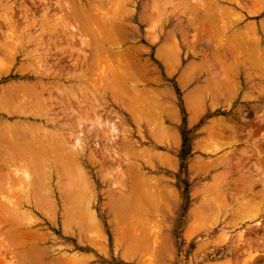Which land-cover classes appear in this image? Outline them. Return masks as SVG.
<instances>
[{
    "label": "rangeland",
    "instance_id": "obj_1",
    "mask_svg": "<svg viewBox=\"0 0 264 264\" xmlns=\"http://www.w3.org/2000/svg\"><path fill=\"white\" fill-rule=\"evenodd\" d=\"M121 1L0 0V99L12 88L27 84L35 85L32 92L42 91V100L46 99L44 107L43 101H38H42L44 111L41 107L39 110L44 113L34 112L40 117L34 113L11 114L0 104V128L10 127V133L13 124L22 123V127H38L32 129L34 132L42 127L57 134L66 146L55 153L65 156L69 151V156L78 160L91 189L87 195L92 202L88 212H93L98 221V228L88 226L87 219L86 224L81 219L82 211L70 213L71 208L63 207L68 200H63V173L56 166L48 164L47 175L52 178L46 176L47 186L35 187L39 200L34 194L29 198L21 194L23 180L15 170L22 168L9 169L2 164L4 157L9 159L1 151L0 264H264V0ZM83 14L90 20L100 15L102 21L108 16L115 21H103L100 27L97 18L99 21H94L98 27L93 22L89 29L86 23L84 28L82 22L70 20L72 16L84 18ZM109 23L106 29L103 25ZM103 27L106 30H101ZM85 41L90 47L81 45ZM97 52L101 54V64L95 58ZM114 58L117 62H113ZM84 59L91 62V67L100 64L89 81L82 77L85 71L81 72V67L76 69L75 60L81 66ZM119 61L125 66L129 63L127 75H132L126 78L131 82L121 81L127 87L119 85L122 94L130 92L122 97L130 102V95L137 96L136 89L151 90L153 94L160 91L156 96L149 94L154 99L146 93L135 99L142 101L146 97L165 107L158 103L162 107L156 105L162 110L159 113L152 103L154 107L146 110L141 132L133 122L134 112L126 111L112 98L115 89L109 86L112 91H104L109 81L106 62L118 66ZM54 75L56 78H52ZM199 89L200 103L191 107L189 102ZM140 111L138 115L144 114ZM159 119L172 134L167 141L153 140L149 134L151 125L154 129L151 121L160 124ZM1 130L0 134L5 135L0 138L3 144L8 142V130ZM126 144L131 148L124 150ZM138 183L148 185L150 204L139 186L133 189ZM81 185L84 187V183ZM140 188L143 189L141 185ZM109 192L114 203L105 201ZM121 198L130 200L127 209ZM136 203L142 210L134 206ZM208 203H216L217 209L203 210L201 205ZM68 213L75 214V219L67 220ZM77 222L80 225L76 226ZM118 237L123 238L117 242L129 249L141 241L143 246L148 244L146 252H117L114 246Z\"/></svg>",
    "mask_w": 264,
    "mask_h": 264
},
{
    "label": "bare ground",
    "instance_id": "obj_2",
    "mask_svg": "<svg viewBox=\"0 0 264 264\" xmlns=\"http://www.w3.org/2000/svg\"><path fill=\"white\" fill-rule=\"evenodd\" d=\"M113 1V0H112ZM122 1H124V0H122ZM121 1V2H122ZM59 2V1H58ZM73 2V1H72ZM117 2H119V1H117ZM125 2V1H124ZM123 2V3H124ZM74 3V2H73ZM72 3V4H73ZM101 3V2H100ZM153 3H156L155 1L153 2ZM59 4H60V2H59ZM114 4V3H113ZM166 4H168L167 3V1H166ZM66 5V4H65ZM178 5V4H177ZM72 6V5H71ZM117 6H119V5H117ZM152 6H153V4H152ZM180 6V5H179ZM57 7H58V4H57ZM60 7V6H59ZM58 7V8H59ZM67 7V6H66ZM76 7V6H75ZM80 7V6H79ZM93 7V6H92ZM95 7V6H94ZM93 7V9H95ZM120 7V6H119ZM154 7V6H153ZM178 7V6H177ZM65 8V7H64ZM68 8V7H67ZM100 8V7H99ZM155 8V7H154ZM92 9V8H91ZM92 9V10H93ZM9 10V9H8ZM72 11V13H73V9H71V7H70V9H69V11ZM120 10H122V8L120 9ZM60 11H62V10H60ZM69 11H67V12H69ZM74 11L75 12H79V11H77V10H75L74 9ZM82 11V10H81ZM183 11V10H182ZM7 12V11H6ZM11 12V11H10ZM85 12V11H84ZM119 12V11H118ZM82 13H83V11H82ZM81 13V14H82ZM117 13V12H116ZM174 13V12H173ZM69 14H70V12H69ZM92 14V13H91ZM93 14H94V11H93ZM92 14V15H93ZM96 14V13H95ZM94 14V16H96ZM101 14V13H100ZM53 15H55V14H53ZM68 15V14H67ZM82 16H84V14L82 15ZM100 16V15H99ZM96 17V18H94V19H96L97 20V18L99 19L100 17ZM116 16H117V14H116ZM107 17V16H106ZM112 17V16H111ZM119 17V16H118ZM121 17V16H120ZM123 17V16H122ZM151 17V16H150ZM62 18V17H61ZM67 18H69L68 16H67ZM88 18V19H87ZM86 18V15L84 16V18H80V17H78V16H72L71 17V19L70 20H72V21H74L75 22V24L76 23H78V22H82V26H84V28H86L87 26L88 27H90V24H92L93 25V22H94V26L98 23V22H96V21H94V19H92V20H90L89 19V15H88V17ZM108 19H106V20H103V21H106V23H107V20H111L110 18H109V16L107 17ZM114 17H112V19H113ZM153 18V17H152ZM26 19H27V17H26ZM56 19V18H55ZM58 19H60V17L58 18ZM65 19V18H64ZM151 19V18H150ZM62 20V19H61ZM87 20H88V23H87ZM100 20V21H99ZM99 20H97V21H99V23L98 24H100L99 26L101 27L102 25H101V22H103L101 19H99ZM60 21V20H59ZM64 22V24L66 25L67 23L65 22L66 20H63ZM111 21H115V20H111ZM110 21V22H111ZM120 21L122 22V18L120 19ZM28 22V21H27ZM92 22V23H91ZM57 23V22H56ZM69 23V22H68ZM79 23V24H80ZM83 23L85 24L86 23V27H85V25H83ZM90 23V24H89ZM96 23V24H95ZM55 24V23H54ZM54 24H52V25H54ZM58 24V23H57ZM57 24L55 25V27L54 26H52V28L54 27L55 29H56V26H57ZM103 24H105L104 22H103ZM69 25V24H68ZM110 23L108 24V26H107V24L106 25H103V26H105L106 27V29H107V27L109 28L110 26ZM113 25H115V23L113 24ZM127 25V24H126ZM50 26V25H49ZM70 26H72L71 24H70ZM70 26H68V29H70L69 27ZM78 27L77 28H79V25H77ZM93 26V27H94ZM97 26V25H96ZM116 26V25H115ZM114 26V27H115ZM51 27V26H50ZM50 27H48V29L50 28ZM64 28H65V26H63ZM98 27V26H97ZM97 27H94V28H97ZM105 27H103V29H101V30H106V29H104ZM111 27H113V26H111ZM114 27L112 28V29H114ZM72 28V27H71ZM116 28V27H115ZM89 29H91V27L89 28ZM63 30V29H62ZM65 30V29H64ZM65 31H67V29L65 30ZM64 31V32H65ZM88 31V30H87ZM115 31H116V29H115ZM118 31H120V30H118ZM197 31V30H196ZM58 32V31H57ZM90 32V31H89ZM87 33V34H90V33ZM13 33V32H12ZM53 33V32H52ZM112 33H113V30H112ZM245 33V32H244ZM82 34V33H81ZM119 34V33H118ZM54 35V34H53ZM70 35V34H69ZM74 35V34H73ZM86 35V34H85ZM238 35V34H237ZM76 36V35H75ZM91 36H93V34H91ZM97 36V35H96ZM244 36V35H243ZM16 37V36H15ZM66 37V36H65ZM94 37V36H93ZM194 37H196V36H194ZM200 37V36H199ZM239 37V36H238ZM237 37V38H238ZM247 37V36H246ZM17 38V37H16ZM73 38V37H72ZM76 38H77V36H76ZM119 38V37H118ZM244 38V37H243ZM24 39V38H23ZM100 39V38H99ZM102 39V38H101ZM100 39V40H101ZM9 40V39H8ZM35 40V39H34ZM74 40V39H73ZM97 40V39H96ZM103 40V39H102ZM102 40H101V42H102ZM114 41L116 40V39H113ZM176 40V39H175ZM240 40V39H239ZM247 40V39H246ZM258 40V39H257ZM22 41V40H21ZM93 41H95V39L93 40ZM104 41L106 42V40L104 39ZM107 41H109L108 39H107ZM114 41H113V43H114ZM244 41V40H243ZM86 42V41H85ZM85 42H83V44H81L82 46L84 45L86 48H87V46H89L90 47V44L88 43L89 41H87L86 43ZM73 43V42H72ZM103 43V42H102ZM110 43V42H109ZM108 43V44H109ZM119 43V42H118ZM87 46H86V45ZM95 44V43H94ZM97 44V43H96ZM95 44V45H96ZM176 45H177V42L175 43ZM95 45H93V47L95 48ZM101 45V44H100ZM254 45V44H253ZM257 45V44H256ZM97 46V45H96ZM258 46V45H257ZM39 47V46H38ZM68 48H71V47H69V46H67ZM84 47V48H85ZM88 47V48H89ZM81 48H83V47H81ZM80 48V49H81ZM97 48V47H96ZM55 49V48H54ZM161 49V48H160ZM166 48H164V50H165ZM228 49V48H227ZM73 50V49H72ZM167 50H169V52H171L170 51V49H169V47H167ZM232 50V49H231ZM230 50V51H231ZM14 51H15V49H14ZM61 51V50H60ZM68 51V50H67ZM74 51H75V49H74ZM96 51V50H95ZM100 51V50H99ZM101 51H103V50H101ZM238 51V50H237ZM252 51V50H251ZM13 52V51H12ZM12 52L10 53L11 55H12ZM80 52H81V50H80ZM163 52V51H162ZM165 52V51H164ZM163 52V53H164ZM233 52V51H232ZM240 52V51H239ZM248 52H250V51H248ZM60 53V52H59ZM62 53V52H61ZM70 53H72V52H70ZM84 54H81V55H85V52H83ZM103 53H104V51H103ZM166 53H168V51L166 52ZM252 53H254V52H252ZM257 53V52H256ZM7 54V53H6ZM10 54H8V55H10ZM37 54V53H36ZM63 54V53H62ZM76 54H78V56H79V51L77 52V50H76ZM100 53H96V54H94L95 56L96 55H98V57L96 56L95 58L99 61V63L101 62L100 61V58H101V54L99 55ZM104 54H106V53H104ZM103 54V55H104ZM120 54V53H119ZM235 54V53H234ZM8 55H7V57H8ZM33 55V54H32ZM116 55H118V54H116ZM170 55H172L171 53L169 54V56ZM99 56H100V58H99ZM106 56V55H105ZM123 56V55H122ZM160 56H161V54H160ZM173 56V55H172ZM171 56V57H172ZM1 57V56H0ZM10 57V56H9ZM14 56H12V58H13ZM87 57V56H86ZM119 57H120V55H119ZM126 57V56H125ZM124 57V58H125ZM128 57V56H127ZM126 57V59H128ZM133 57V56H132ZM162 57V56H161ZM174 57V56H173ZM235 57V56H234ZM72 58V57H71ZM84 58H85V56H84ZM94 58V57H93ZM134 58V57H133ZM175 58V57H174ZM236 58V57H235ZM0 59H2V58H0ZM79 59H80V56L78 57V61H79ZM95 59V60H96ZM116 59H117V57H116ZM115 58H114V60H113V62L116 60ZM170 59V58H169ZM176 59V58H175ZM175 59H173V60H175ZM84 60H86V59H84ZM83 60V64L81 65V66H79L78 65V61L77 60H75V62H76V69H80V67H81V72H83V71H85V74H84V76L82 75V77L84 78V80L85 81H89L90 80V78L92 77L91 75H92V73L95 71V67H97V66H99L100 64H98V62H97V64L98 65H96L95 66V64L91 67V62L90 63H88L87 62V60L86 61H84ZM106 60V59H105ZM125 60V59H124ZM131 60V59H130ZM161 60V59H160ZM172 60V61H173ZM176 60H178V59H176ZM176 60H175V62H176ZM219 60H221V59H219ZM69 61V60H68ZM74 62V63H75ZM104 62V61H103ZM102 62V63H103ZM116 62H117V60H116ZM121 61H119V63L117 64L118 66H115V65H112L110 62H106L107 63V65H109V67H107V65H106V69H107V73L105 74L106 75V77L109 79V81H107L108 83H104L106 86L104 87V89L106 88V90H104L105 92L107 91L108 92V87L110 86V88L111 89H118V88H120V89H118V90H114V92H111L110 94H111V96H112V98H114L117 102H118V105L120 104V106L121 107H123V109H125L126 111H128V112H130V113H132L133 114V112H134V114H133V122H135V125H136V128H137V131H140L141 132V130L143 131V128H142V126L144 125V118L147 116V113L146 112H148V111H146V110H148V108L150 107V106H153L154 107V105H155V107L154 108H156V110L159 112L160 110H158L157 109V106H158V108H160L159 106L162 104H160V102H158V103H156L155 104V102H153L152 101V99H154L153 97H151L152 95H155V94H153L152 93V91L150 90V92L149 91H140V89H138V91H137V89H136V94H137V96L139 97L142 93H146L145 95L147 96H150L149 98H152V99H147L146 97H144L143 98V100L141 101V100H139V99H135V97L137 98V96L136 95H134V94H132V95H130V97H127V98H130L131 99V101L130 102H128L129 100H127L126 99V97L124 98V97H122L124 94H126V93H128V90H127V92L126 93H124V94H122L123 92H121V85H124L123 87H127V85H125V84H123L121 81L123 80V79H128V78H132L131 76H129V74L127 75V71H128V65H129V63L128 64H126V66H125V63L123 64L122 62L120 63ZM174 62V61H173ZM1 63H2V60H1ZM73 63V64H74ZM96 63V62H95ZM105 63V64H106ZM110 63V64H109ZM178 63H179V61H178ZM176 64H177V62H176ZM225 65V64H224ZM121 66H123L122 68H121ZM143 66V65H142ZM141 66V67H142ZM260 66V65H259ZM74 67V66H73ZM104 67V66H103ZM102 67V74H103V70H104V68ZM135 67V66H134ZM191 67V66H190ZM130 68V67H129ZM145 68V67H144ZM233 68V67H232ZM101 69V68H100ZM142 69H143V67H142ZM195 69V68H194ZM129 71H130V69H129ZM222 72V71H221ZM231 72V71H230ZM97 73V72H96ZM95 73V74H96ZM51 74V73H50ZM74 74V73H73ZM72 74V75H73ZM98 74V73H97ZM187 74V73H186ZM224 74V73H223ZM227 75V74H226ZM48 76H50V75H48ZM55 76V75H54ZM74 76V75H73ZM76 76V75H75ZM79 76V75H78ZM81 76V75H80ZM104 77V76H103ZM105 77V78H106ZM134 77V76H133ZM183 77V76H182ZM52 78H56V76L55 77H52ZM99 78V77H98ZM105 78H103V80L105 79ZM106 78V79H107ZM186 78V77H185ZM223 78V77H222ZM225 78V77H224ZM223 78V79H224ZM105 79V80H106ZM127 79H126V81H127ZM129 79V81H127V82H131V80ZM135 79V78H134ZM134 79H132V80H134ZM190 79V78H189ZM221 79V78H220ZM230 79V78H229ZM96 80V79H95ZM104 80V81H105ZM69 81V80H68ZM98 81H99V79H98ZM100 81H102V79L100 80ZM186 81H188V75H187V79H186ZM224 81V80H223ZM231 81V80H230ZM229 81V82H230ZM83 82V81H82ZM92 82H93V80H92ZM92 82H90V85H91V83ZM210 82V81H209ZM227 82H228V79H227ZM39 83H41V82H39ZM39 83L37 84V86H39ZM103 83V82H102ZM120 83H122V84H120ZM140 83V82H139ZM208 83V82H207ZM220 83V82H219ZM224 83H226V80H225V82ZM56 84V83H55ZM85 83L83 82V85H84ZM87 84V83H86ZM96 84V83H95ZM104 84H103V86H104ZM131 84V83H130ZM135 84V83H134ZM137 84V83H136ZM209 84V83H208ZM207 84V85H208ZM222 84V83H221ZM82 85V86H83ZM89 85V86H90ZM92 85H94V84H92ZM108 85V86H107ZM119 85L121 86V87H119ZM132 85V84H131ZM226 85H228V83L226 84ZM230 85V84H229ZM44 85H40V87L42 88ZM81 86V85H80ZM86 86V85H85ZM98 86V85H97ZM96 86V87H97ZM211 86V84L209 85V87ZM220 86V85H219ZM236 86V85H235ZM34 88V87H36L35 85L34 86H32L31 85V87H30V85L28 86V84L25 86H19V87H17L16 86V88H12L11 90H10V93L8 92H3V93H5V94H7V95H5L4 97H2V95H1V99H0V104L1 105H3L2 106V108L3 107H5L7 110H8V112H11V114H13V113H15V114H17V115H29V114H32V113H34V112H36V113H39L40 112V110L42 111H44V109L41 107L42 105H43V107H44V104H46V99H44V100H42V95H43V92L42 91H39V90H37L36 91V89H34V91H35V93L34 92H32L33 91V89H31V88ZM70 87V86H69ZM77 87H79V86H77ZM87 87V86H86ZM86 87H83V88H86ZM90 87H92V86H90ZM94 87V86H93ZM209 87H203V88H206V89H209ZM223 87H224V89H225V87L226 86H224L223 85ZM40 88V89H41ZM88 88V87H87ZM95 88V87H94ZM128 88H130V87H128ZM134 88V87H133ZM202 88V89H203ZM211 88V87H210ZM231 88H232V86H231ZM9 89V88H8ZM45 89H47V87L45 88ZM45 89H43V90H45ZM70 89V88H69ZM78 89H80V88H78ZM132 88H130V90H131ZM220 89L222 90V87L220 86ZM74 90V89H73ZM82 90V89H81ZM86 90V89H85ZM89 91H90V89H88ZM110 90V89H109ZM212 90V89H211ZM262 90V89H261ZM6 91V90H5ZM19 91H20V93H19ZM68 91V90H67ZM88 91V92H89ZM110 91H112V90H110ZM196 91V90H195ZM80 92V91H79ZM149 92V93H148ZM199 92H200V89H199V91L198 92H195V93H193L194 94V98L193 99H191V101L189 102V105L192 107V105L193 106H195L197 103H198V94H199ZM205 92H207V91H205ZM31 93V94H30ZM52 93V92H51ZM83 93V92H82ZM86 93V92H85ZM130 93V92H129ZM128 93V94H129ZM138 93H139V95H138ZM150 93H152V94H150ZM158 93H160V91L158 92ZM158 93L156 94V95H158ZM204 93V92H203ZM41 94V95H40ZM81 94V93H80ZM150 94V95H149ZM208 94V93H207ZM209 94H210V92H209ZM222 94H224V93H222ZM256 94V93H255ZM9 95V96H8ZM31 95H33V96H31ZM83 95H85V94H83ZM83 95H81V96H83ZM101 95V94H100ZM134 95V96H133ZM155 95V96H156ZM99 96V95H98ZM147 96V97H148ZM86 97V96H85ZM88 98V97H87ZM133 98L135 99V100H133ZM200 98V97H199ZM51 99V98H50ZM123 99H126L127 101H125V100H123ZM147 99V100H146ZM158 99V97H156V99H155V101ZM40 100H42L43 101V103H39L38 101H40ZM96 100V99H95ZM132 100H133V102L134 103H131L132 102ZM146 100V101H145ZM149 100H151V101H149ZM85 101V100H84ZM114 101V100H113ZM148 101V102H147ZM88 102H89V100H88ZM90 102H91V100H90ZM89 102V103H90ZM98 102V101H97ZM154 105H153V104ZM199 103H200V101H199ZM61 104H63V103H61ZM157 105V106H156ZM162 106V105H161ZM164 106V105H163ZM162 106V107H163ZM42 108V109H40L39 110V108ZM53 107V106H52ZM60 107V106H59ZM84 107H85V105H84ZM162 107L160 108V109H162ZM48 108V107H47ZM47 108H46V110H47ZM163 108H165V107H163ZM201 108V107H200ZM85 109H86V107H85ZM0 110H2V109H0ZM138 110H141L140 112H142V111H144V114L143 113H141V115L143 114V115H145V116H141V115H138L137 114V112H138ZM244 110V109H243ZM3 111V110H2ZM6 111V110H5ZM4 111V112H5ZM48 111H50V109L48 110ZM157 111H156V113H157ZM164 111V110H163ZM7 112V111H6ZM154 112V111H153ZM160 112H162V110L160 111ZM159 112V113H160ZM165 112H167L166 110H165ZM41 113H44V112H40L39 114H41ZM164 113V112H163ZM35 114V113H34ZM39 114L37 115V114H35V115H37V117L39 116ZM45 114H46V112H45ZM150 114V113H149ZM151 114H152V112H151ZM153 114H155V113H153ZM167 114V113H166ZM247 114V113H246ZM34 116V115H33ZM96 116V115H95ZM131 116V115H130ZM153 116V115H152ZM152 116H150L149 115V118L150 117H152ZM160 116V115H159ZM246 116V115H245ZM36 117V116H35ZM36 117V118H37ZM40 117V116H39ZM97 117V116H96ZM131 117V118H132ZM240 117H243V119H245L244 118V115L243 114H240ZM161 118H162V116H161ZM53 120H54V118H52ZM56 119V118H55ZM152 119H153V117H152ZM151 119V120H152ZM156 119H157V116H156ZM171 119V118H170ZM242 119V120H243ZM160 120V124H159V122H157V124H155L156 123V121L155 120H153V121H155V123H153L152 121H151V123L150 124H154V129H153V125H151L152 127V129H153V131H152V129L150 128V130L153 132V133H151L150 132V130L148 129V131H149V134H151V137H152V135L154 136V138H153V140L155 139V140H165L166 139V141H167V139L169 138V137H171V135H169L168 134V130H167V128H166V126H163L164 125V120L163 119H159ZM157 121H158V119H157ZM146 123H148V121L146 122ZM145 123V124H146ZM22 124V123H21ZM19 125V126H17L16 124V126L17 127H15V125L13 124V127H12V129H11V132L9 133V130L8 129H10V127L9 128H7L6 126L5 127H1V128H3V130L5 131V130H8L7 131V133L5 132V134H8V136H6L7 138H8V142H4L3 144H0V146H3V147H0V152L1 151H3L4 153V155L2 154V152L0 153V154H2L3 156H6V158L7 159H9V160H5L4 158H3V162H2V160H1V163L2 164H4L7 168H9V169H12V168H22V169H20V170H15V172H16V176H18V175H20L21 177H22V179L21 180H23V182H21V185H22V187H21V194H25L28 198L30 197V195L31 194H34L33 196H38V197H36V198H38L37 200H39V195H37V190H35V187L37 188V187H39V186H42V184H43V186H44V188L47 186V184H46V186H45V181L48 179L46 176H52V175H47V173H49V171H48V164H50L51 166L53 165V166H56L60 171H62V173L63 174H65V175H61L60 177H62V184H63V186H62V188H64L65 189V193H63V200L65 201V200H68L67 201V204L68 205H64L63 207H65V208H71L70 209V213L71 212H74V211H82L83 212V214L81 213V215L83 216H81L80 218L84 221V223H85V220H86V223H87V221L89 222V224H86V225H88V226H92V227H97L98 226V221H97V219L96 218H94L95 216V214L93 215V212H92V214L91 213H89V212H91L90 210H91V205H92V202H91V200L90 199H88L87 197V195L88 194H90L91 192H90V188H89V182H88V184H87V180L85 179V177L87 178V176H85L84 175V173H83V171L82 170H80V167L81 166H79L78 167V160H77V162H76V158L75 157H70L69 155H71V154H69L67 151H65V153L64 154H66V152H67V154L64 156L63 154H56L55 152H59V151H61L62 149H63V146L65 145H63V143H62V141L60 140V139H58L57 138V134H55V133H53L52 131L50 132V131H48L47 132V130L46 129H43L42 127L41 128H39V129H36V130H38V131H36V132H34L33 130H35V127L33 128L32 126H30L31 128H29V126H25V127H22L23 125ZM24 124V123H23ZM93 124V123H92ZM96 125V124H95ZM148 125V124H147ZM147 125H146V127H147ZM264 125V124H263ZM262 127V126H261ZM1 128H0V130H1ZM7 128V129H6ZM36 128H38V127H36ZM33 129V130H32ZM147 129V128H146ZM252 130V129H251ZM2 131V130H1ZM1 133V132H0ZM2 133H3V131H2ZM263 134V133H262ZM1 135V134H0ZM169 135V136H168ZM264 135V134H263ZM262 135V136H263ZM2 136V135H1ZM0 136V138H3V137H5V135L3 134V136L1 137ZM174 136V135H173ZM59 137V136H58ZM6 138V139H7ZM6 139H4V140H6ZM161 141V142H162ZM66 146V145H65ZM124 147V146H123ZM125 149L124 150H127L130 146H128L127 144L125 145ZM219 147V146H218ZM221 147V146H220ZM65 148V147H64ZM131 148V147H130ZM129 148V149H130ZM66 150H69L68 149V147L66 148ZM146 151H149V150H147L146 149ZM137 153V152H136ZM147 153V152H146ZM145 153V154H146ZM150 153V152H149ZM155 153H156V151H155ZM6 154V155H5ZM144 154V155H145ZM0 158H1V155H0ZM49 158H52L51 160H49ZM128 158V157H127ZM163 162H165V160L163 161ZM17 168V169H18ZM257 169V168H256ZM259 169V168H258ZM14 171V170H13ZM73 172H75V173H77V174H75V175H73L74 173ZM73 173V174H72ZM261 174H263V173H261ZM81 176H83V177H81ZM263 176V175H262ZM46 177V178H45ZM49 177V178H50ZM255 177V176H254ZM52 178V177H51ZM83 181V183H84V187H81L82 185L81 184H83V183H81ZM151 181V180H150ZM249 181V180H248ZM44 182V183H43ZM47 182V181H46ZM139 182V181H138ZM140 182H142V180L140 181ZM47 183H49V182H47ZM116 183H118V182H116ZM214 183V182H213ZM218 183V182H217ZM142 184H144V183H138V185L136 186L135 185V187L133 188L132 186V188L135 190V189H137V187L139 186V190H142V191H139V192H142V193H144L143 195H145V194H147L146 196H147V198L145 199V200H147L146 202H148L149 203V201H151V195H149L150 193L149 192H147L146 193V190L147 191H149L150 189H147V186L148 185H142ZM158 184V183H157ZM35 185V186H34ZM91 185V184H90ZM118 186H120V184H117ZM126 185V184H125ZM140 185L143 187V189H144V191H143V189L142 188H140ZM152 185V184H151ZM154 185V184H153ZM152 185V186H153ZM241 185H243V184H241ZM251 185V184H250ZM34 186V187H33ZM80 186V187H79ZM145 186V187H144ZM208 186H210V185H208ZM217 186V185H216ZM246 186V185H245ZM124 187V186H123ZM122 186H120L119 187V189H122L123 188ZM130 187V188H131ZM212 187V186H211ZM114 188H116L115 186H114ZM131 188V189H132ZM210 188V187H209ZM240 188V187H239ZM132 189V190H133ZM244 189V188H243ZM41 190H42V187H41ZM123 191L125 190L124 188L122 189ZM127 190V189H126ZM132 190H130V192H133ZM208 190V189H207ZM241 190V189H240ZM94 191V190H93ZM92 191V192H93ZM110 192H111V190H109ZM153 191V190H152ZM62 192V191H61ZM60 192V193H61ZM90 192V193H89ZM109 192V193H110ZM120 192V190L119 191H117V193H119ZM38 193H42V191L40 192H38ZM134 193H135V191H134ZM157 193H159V192H157ZM240 193V192H239ZM244 193V192H243ZM120 194H122V193H120ZM152 194V193H151ZM222 194V193H221ZM0 195H1V193H0ZM123 195V194H122ZM149 195V196H148ZM219 195V194H218ZM224 195V194H223ZM32 196V197H33ZM40 196H41V194H40ZM44 196H46V195H44ZM62 196V195H61ZM92 195H90V197H91ZM135 196V195H134ZM138 196V195H137ZM155 196V195H154ZM209 196V195H208ZM242 196V195H241ZM83 197H85V198H83ZM93 197V196H92ZM121 197V196H120ZM120 197L118 198V199H120ZM136 197V196H135ZM134 197V200L135 199H137V197L135 198ZM141 197V196H140ZM140 197H138V198H140ZM150 197V198H149ZM235 197V196H234ZM233 197V198H234ZM41 198L43 199V196H41ZM40 198V200L42 201V199ZM94 198V197H93ZM113 197H111V193H110V196H107L105 199V201H107V199H108V201H110V202H112V199ZM123 199H125L126 198V196H125V198H124V195H123V197H122ZM121 198V199H122ZM208 198V197H207ZM254 198V197H253ZM122 199V200H123ZM2 200V199H1ZM5 200V199H4ZM7 200V199H6ZM45 200L47 201V199H46V197H45ZM114 200H115V198H114ZM114 200H113V203H114ZM122 200H120V201H122ZM131 200H132V198H131ZM140 200V199H139ZM40 201V202H41ZM63 201V202H64ZM107 201V202H108ZM118 201V200H117ZM130 201V200H129ZM128 200H127V202L126 201H124L123 200V203L126 205H129V202ZM136 202H138V200H135ZM11 203L13 202V201H10ZM39 202V203H40ZM133 202V201H132ZM131 202V203H132ZM214 202V201H213ZM122 202L120 203V204H123ZM139 203H143L142 201L140 202L139 201ZM151 203V202H150ZM149 203V204H150ZM64 204H65V202H64ZM213 204V203H212ZM13 205H14V202H13ZM115 205V204H114ZM126 205V206H127ZM120 207L122 206V205H119ZM124 206V205H123ZM134 206L136 207H140V209H141V205L139 206L137 203H136V205L134 204ZM145 206V205H144ZM202 207H204L203 208V210H206V209H208V210H211V209H213L214 211L217 209V206H216V203L215 204H213V205H211V204H203V205H201ZM15 207V206H14ZM115 207V206H114ZM132 207V206H131ZM135 207H133V209L135 208ZM136 207V208H137ZM75 208V209H74ZM119 208V207H118ZM125 208V207H124ZM128 208V206L125 208V209H127ZM245 208V207H244ZM248 208H249V206H248ZM74 209V210H73ZM123 209V208H122ZM201 209V208H200ZM220 211H221V209H220V206H219V208H218ZM5 210V209H4ZM119 210H121L120 208H119ZM118 210V211H119ZM124 210V209H123ZM142 210V209H141ZM147 210V209H146ZM89 211V212H88ZM213 211V212H214ZM86 212H88V213H86ZM125 212V211H124ZM138 212V211H137ZM217 212V211H216ZM22 213V212H21ZM66 213V212H65ZM77 213H79V212H77ZM76 213V214H77ZM117 213H120V212H117ZM23 214V213H22ZM69 214V213H68ZM91 214V215H90ZM116 214V213H115ZM139 214V213H138ZM199 214V213H198ZM201 214V213H200ZM199 214V215H200ZM218 214H220L219 212H218ZM92 215H93V217H92ZM196 215V214H195ZM235 215V214H234ZM20 216H22V215H20ZM74 216V217H73ZM73 216L71 215V214H69L68 215V219L67 220H69V221H71V220H74L75 219V214H73ZM201 216V215H200ZM19 217V216H18ZM196 217H197V215H196ZM205 217V216H204ZM65 218H67V217H65ZM195 218V217H194ZM198 218V217H197ZM206 218V217H205ZM215 218V217H214ZM80 219V220H81ZM145 219V218H144ZM207 219H209V218H207ZM211 219V218H210ZM238 219V218H237ZM10 220V219H9ZM80 220H78V221H80ZM131 220V219H130ZM199 220V219H198ZM135 221V220H134ZM209 221V220H208ZM65 223V222H64ZM77 224H79L80 225V223L79 222H77V223H75V225L77 226ZM149 224V223H148ZM83 225V224H82ZM69 225H67V227H68ZM75 226V227H76ZM66 227V228H67ZM71 227H73V224H72V226ZM88 228V227H87ZM98 228V227H97ZM141 228V227H140ZM145 228V227H144ZM138 229V228H137ZM141 230V229H140ZM142 230H143V228H142ZM119 231V230H118ZM125 231V230H124ZM34 232V231H33ZM125 232H127V231H125ZM31 233H32V231H31ZM121 233V232H120ZM128 233V232H127ZM139 233V232H138ZM140 234V233H139ZM147 234V233H146ZM40 236H41V234H39ZM123 236H124V234H122ZM136 235V234H135ZM134 235V236H135ZM149 235V234H148ZM150 236V235H149ZM121 238H123V237H121ZM121 238H115V240H116V244H115V246H114V248H115V250L117 251V252H119V251H126L127 253H131L132 254V251L133 250H135L133 253H136V254H140L141 252H143V250H144V252H146L145 251V246H148V244L146 243V239H144L145 241H143V243H146L147 245H142L141 244V242H140V244H137V243H134V245H132V247H130V249H132V250H130L129 249V246L127 247H125L123 244H120L121 242H117L118 240L117 239H121ZM144 238V237H143ZM41 239V238H40ZM42 240V239H41ZM134 240V239H133ZM143 240V239H142ZM44 241V240H43ZM163 241V240H162ZM135 242V241H134ZM136 242H138V241H136ZM4 243V242H3ZM139 243V242H138ZM31 244H33V243H31ZM38 244V243H37ZM130 244V243H129ZM128 245V244H127ZM142 245V246H141ZM159 245V244H158ZM162 245V244H161ZM160 246V245H159ZM144 247V248H143ZM161 247V246H160ZM98 248V247H97ZM148 248V247H147ZM152 249V248H151ZM157 249V248H156ZM141 250V251H140ZM159 250V249H158ZM161 250V249H160ZM143 252V253H144ZM142 255H144V254H142ZM141 255V256H142ZM146 255H147V253H146ZM150 256V255H149ZM153 256V255H152ZM75 257V256H74ZM74 257H72V258H74ZM82 257V256H81ZM68 258H70V257H68ZM67 258V259H68ZM152 258V257H151ZM80 259V258H79ZM86 259V258H85ZM84 259V260H85ZM77 260V259H76ZM8 262V261H7ZM26 262V261H25ZM143 262V261H142ZM141 262V263H142ZM140 263V264H141ZM4 264H6L5 262H4ZM150 264V263H149Z\"/></svg>",
    "mask_w": 264,
    "mask_h": 264
}]
</instances>
